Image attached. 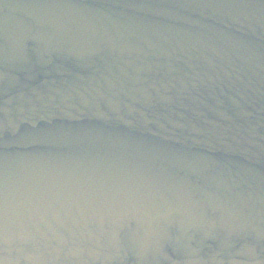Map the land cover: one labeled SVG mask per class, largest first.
Segmentation results:
<instances>
[{
  "label": "water",
  "instance_id": "obj_1",
  "mask_svg": "<svg viewBox=\"0 0 264 264\" xmlns=\"http://www.w3.org/2000/svg\"><path fill=\"white\" fill-rule=\"evenodd\" d=\"M0 260L264 264V0H0Z\"/></svg>",
  "mask_w": 264,
  "mask_h": 264
},
{
  "label": "clouds",
  "instance_id": "obj_2",
  "mask_svg": "<svg viewBox=\"0 0 264 264\" xmlns=\"http://www.w3.org/2000/svg\"><path fill=\"white\" fill-rule=\"evenodd\" d=\"M0 264H5V261L4 260L0 261Z\"/></svg>",
  "mask_w": 264,
  "mask_h": 264
},
{
  "label": "snow or ice",
  "instance_id": "obj_3",
  "mask_svg": "<svg viewBox=\"0 0 264 264\" xmlns=\"http://www.w3.org/2000/svg\"><path fill=\"white\" fill-rule=\"evenodd\" d=\"M0 261H2V260H0Z\"/></svg>",
  "mask_w": 264,
  "mask_h": 264
}]
</instances>
